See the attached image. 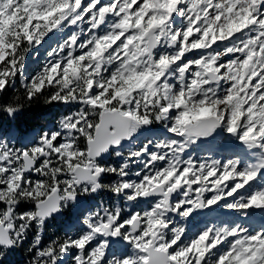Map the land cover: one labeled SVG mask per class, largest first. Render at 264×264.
<instances>
[{
  "label": "snow or ice",
  "instance_id": "obj_1",
  "mask_svg": "<svg viewBox=\"0 0 264 264\" xmlns=\"http://www.w3.org/2000/svg\"><path fill=\"white\" fill-rule=\"evenodd\" d=\"M18 76L28 100L51 89L49 103L79 107L30 146L0 144V264L33 227L32 264H264V223L181 222L221 201L264 219V0H0V92ZM154 123L171 136L136 146ZM218 129L241 143L235 159L184 158ZM103 190L151 203L101 204L78 234L40 247L48 219Z\"/></svg>",
  "mask_w": 264,
  "mask_h": 264
},
{
  "label": "rangeland",
  "instance_id": "obj_2",
  "mask_svg": "<svg viewBox=\"0 0 264 264\" xmlns=\"http://www.w3.org/2000/svg\"><path fill=\"white\" fill-rule=\"evenodd\" d=\"M50 46L54 47L55 42L54 41H47L46 43L42 44L38 48L32 49L27 54V57H26L27 75H26V77L30 78L31 76L35 75V73L39 70V68L42 66V64L46 61L47 51L50 50ZM38 58H40L39 63L36 66V68L31 72L29 64L33 61H36ZM189 58H191V55L189 56ZM61 104H62L61 110L55 116L54 120L48 122L42 130H40V129L37 130L33 136H30L29 138L28 137L24 138V140H26V141L19 140L17 137L13 141L10 138H8L7 136H2V137H0V144L6 143L9 147H14V148H16V147H27V146H30L32 143H34L36 140H38L39 135L42 132L58 130L59 129V121H60L61 117L70 113V112L76 111L79 107V105H77L75 103H71V104L61 103ZM158 128H160V130L165 129L162 124L154 123L146 131L158 129ZM142 135H143V133H141L140 136L138 137V139L136 141V146L143 144L142 142H144V140L139 139ZM163 135H164V133H163ZM167 136H171V135L166 134L165 136L160 137V138H164ZM157 137L158 136H156V137L153 136L152 138H157ZM115 157H116L115 155H110V156H107V158H105V160L107 163H110V164H119L118 161L115 160ZM188 157H192L198 161L209 160V159H220L221 161H226L227 159H230L229 152H224L223 150H213V151H209L208 153L194 154V152L192 151V147H190L186 151V153L184 154L185 159H187ZM115 179L116 178L114 176H111L110 179H105L104 182L109 183V182L114 181ZM102 193L104 194V196H101L103 203L101 201H99L98 204H96L95 209L93 211H95L101 204H103L104 207H109V208L114 207L118 204L119 206H121L122 208H125V209H127L133 205V204H125L122 197L117 198L114 194H112L111 192H109L107 190H103ZM208 195H210V194H208ZM80 196H84V195L81 194ZM87 196H91V195H87ZM231 199H232L231 197L226 198V201L231 202ZM224 202L225 201L219 202V206H216V205L211 206V210H209V211H208V209L198 210L196 212V214L191 219L187 220L186 222L185 221H181V222L186 223L187 226L189 227V229H191V231H195L198 227H203L206 224H218L219 225L222 222L235 221L237 216H234V215H238V214L242 215L240 213H237L235 210H231V209H227V208L223 207ZM29 207H31V206L27 205V204L21 205L22 209H27ZM230 213H232V217H231ZM124 214L127 215L128 214L127 211H125ZM256 214L259 217H261V215L258 212ZM239 218L243 219V217H239ZM239 218H238V220H239ZM175 219L177 221H180L179 217H175ZM244 223H246V222H244ZM257 225H259V224H257ZM32 229L36 231V229L34 227ZM44 229H45V227H44ZM255 230H259V227H257ZM35 231H33V234H31L32 236H34ZM190 234H191V232L189 233V235ZM33 241H34V237H31L30 239H28L26 241V248L27 249L32 248L31 246H32ZM22 244H24V241ZM40 247L41 248L43 247V243H42V245H40ZM34 254H35V249H34V253L31 257L32 261L34 259ZM10 259H11V255L9 253H7V255L4 257V261H10Z\"/></svg>",
  "mask_w": 264,
  "mask_h": 264
},
{
  "label": "trees",
  "instance_id": "obj_3",
  "mask_svg": "<svg viewBox=\"0 0 264 264\" xmlns=\"http://www.w3.org/2000/svg\"><path fill=\"white\" fill-rule=\"evenodd\" d=\"M36 65L33 63L31 68ZM50 91L51 89L28 100L24 87L18 79L15 80L14 86L8 85L3 92H0V130L15 128L19 133H23L35 126H42L46 119L52 118L57 109V102L49 103L47 100ZM17 101L22 108L14 116L3 110L8 104H15ZM19 253L25 257L23 250Z\"/></svg>",
  "mask_w": 264,
  "mask_h": 264
},
{
  "label": "bare ground",
  "instance_id": "obj_4",
  "mask_svg": "<svg viewBox=\"0 0 264 264\" xmlns=\"http://www.w3.org/2000/svg\"><path fill=\"white\" fill-rule=\"evenodd\" d=\"M241 149L238 150V152H240ZM241 224H244V222L246 223H254V224H261V223H264V221L259 218L258 216H250V217H244L243 216V219L242 218H239Z\"/></svg>",
  "mask_w": 264,
  "mask_h": 264
}]
</instances>
